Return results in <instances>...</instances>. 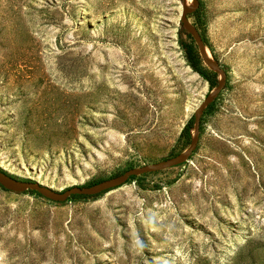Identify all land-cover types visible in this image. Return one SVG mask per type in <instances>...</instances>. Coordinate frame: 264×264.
I'll return each instance as SVG.
<instances>
[{
	"label": "rangeland",
	"instance_id": "1",
	"mask_svg": "<svg viewBox=\"0 0 264 264\" xmlns=\"http://www.w3.org/2000/svg\"><path fill=\"white\" fill-rule=\"evenodd\" d=\"M199 1L227 78L189 162L65 203L0 185V264H264V0ZM192 4L0 0V169L64 192L184 153L221 79L190 66Z\"/></svg>",
	"mask_w": 264,
	"mask_h": 264
},
{
	"label": "water",
	"instance_id": "2",
	"mask_svg": "<svg viewBox=\"0 0 264 264\" xmlns=\"http://www.w3.org/2000/svg\"><path fill=\"white\" fill-rule=\"evenodd\" d=\"M199 7H200L199 0H193V4L191 7H185L182 11L181 23L183 27L188 31V33L191 34L192 37L194 38L198 46L201 59L203 60L205 65H207L215 73L219 74L221 76V79L219 81L218 87L202 102V104L196 110L194 116L195 134L192 138L190 147L184 153H182L181 155L175 158L168 159L153 166H147L143 168L130 170L121 176H118L116 178H113L111 180L102 182L98 185L88 188L72 187L64 192H58L37 182L20 181L14 178L11 174L4 171H0V185L10 191L18 192V193L25 192L27 190H32L39 193L40 195H42L43 197L47 198L50 201L65 203L73 196H86V197L100 196L102 194H106L108 192H111L113 190L125 186L132 177L161 172L165 169L179 166L189 162L190 158L196 152L199 146L202 117L204 110L222 94L226 86V78H227V74L224 72V70L220 67V65L216 61L212 59V57L208 53V49L199 31L196 29L194 25L190 23L189 16L195 14V12L199 9Z\"/></svg>",
	"mask_w": 264,
	"mask_h": 264
},
{
	"label": "bare ground",
	"instance_id": "3",
	"mask_svg": "<svg viewBox=\"0 0 264 264\" xmlns=\"http://www.w3.org/2000/svg\"><path fill=\"white\" fill-rule=\"evenodd\" d=\"M131 1V0H130ZM110 21V20H109ZM120 23V22H119ZM116 24L113 22L111 24V26H108V30H111L112 32L113 31H116V28H115ZM118 30V29H117ZM104 33V32H103ZM116 33V32H115ZM106 35V34H105ZM19 60V59H18ZM24 61V60H23ZM147 73V72H146ZM144 74V77L146 79H148V76L147 74ZM37 78H38V75H37ZM144 78V79H145ZM42 77L39 78V80H41ZM36 81V80H35ZM27 85V84H26ZM37 86V85H36ZM134 91V90H133ZM111 93V92H110ZM114 99L116 100V103L115 105L118 106V105H121V110L123 113H125V115H128L130 112H133L134 110H138L139 108H141L144 103H145V99L143 97H140L139 95L135 94V93H132L130 91H127L126 93H117L113 96ZM144 101V103H143ZM114 106V105H113ZM115 107V106H114ZM119 107V106H118ZM116 108V107H115ZM134 114V113H133ZM132 114V115H133Z\"/></svg>",
	"mask_w": 264,
	"mask_h": 264
},
{
	"label": "trees",
	"instance_id": "4",
	"mask_svg": "<svg viewBox=\"0 0 264 264\" xmlns=\"http://www.w3.org/2000/svg\"><path fill=\"white\" fill-rule=\"evenodd\" d=\"M187 52H188V59L190 62V66L193 68V70H195L199 75L204 77L213 87H215L216 82L214 81V78L212 77V75L207 74V72L204 70L203 65H202V60L199 56V53L195 50L194 47H189L187 49ZM193 127H194V117L190 120L186 128V131L189 132L190 128H193ZM0 171L2 170L0 169ZM77 197L79 196H73L72 198H77ZM82 197H85V196H82Z\"/></svg>",
	"mask_w": 264,
	"mask_h": 264
}]
</instances>
